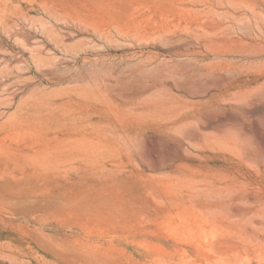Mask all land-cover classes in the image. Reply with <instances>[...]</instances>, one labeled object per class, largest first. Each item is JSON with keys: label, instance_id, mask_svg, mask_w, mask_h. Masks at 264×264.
I'll return each mask as SVG.
<instances>
[{"label": "rangeland", "instance_id": "obj_1", "mask_svg": "<svg viewBox=\"0 0 264 264\" xmlns=\"http://www.w3.org/2000/svg\"><path fill=\"white\" fill-rule=\"evenodd\" d=\"M0 264H264V0H0Z\"/></svg>", "mask_w": 264, "mask_h": 264}]
</instances>
